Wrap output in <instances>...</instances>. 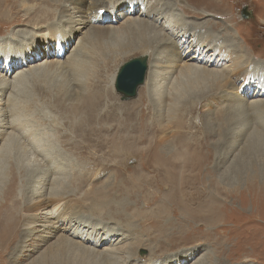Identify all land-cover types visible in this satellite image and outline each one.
Segmentation results:
<instances>
[{"label": "rangeland", "instance_id": "rangeland-1", "mask_svg": "<svg viewBox=\"0 0 264 264\" xmlns=\"http://www.w3.org/2000/svg\"><path fill=\"white\" fill-rule=\"evenodd\" d=\"M151 1L153 3L160 1L165 6L163 10L168 13L167 16L174 17V21L180 18L198 24L205 32L228 47L232 60H227L225 64L229 71H232L231 75L233 73L229 81L206 76L184 78L174 85L176 87L174 105L173 101L170 102L167 98L159 99L158 94H146L145 87L148 84L146 80V84L139 87L137 97L125 99L115 87L119 69L131 59L145 57L144 53L148 52L149 47L141 40L138 41L140 38L136 31L132 34L127 33V36L125 34L119 36L108 31L113 25L123 26V19L120 18L116 22L114 20L121 17L120 13L124 9L118 8L120 9L117 10L118 14L97 10L92 7V0L4 2L1 10L6 18L0 25V68L5 69L7 62L14 65L15 73L9 80L13 83L16 79V85L14 84L16 88L12 86L0 93L2 102L0 107L6 114V117L0 116V123L3 120H15L21 126L23 124L26 134L33 132L34 139L31 137L28 145L24 138L20 139L22 129L14 130L11 127L6 130L0 141V209L5 203V194L14 187L13 192L18 199L20 218L22 217L17 232L3 248L1 246L5 234L0 227V264H32L41 253L56 243L58 236L62 234L61 231L54 232L53 229L41 230L35 234L29 232L32 214L30 206L34 200H38L34 197L36 195L32 194L33 186L36 184L34 176L41 171L36 175L32 173H35L40 162L43 163L46 155L52 156L53 149L63 153L58 159L54 156L51 162L53 168L59 170L47 178L45 187L46 190L48 188V193L53 186L61 184V180L67 185H71L75 180L80 181L83 190L79 192L78 197L97 189L109 186L113 188L114 185L120 189L119 194L111 191L113 200L116 198L122 204L110 206L113 207L111 211L116 218L112 220L113 222L110 221L119 223L121 228H109L103 220L95 221L94 217L89 219L84 217L85 221L74 219L67 221L66 226H69L71 232L83 234L82 240L85 238L84 241H88L95 237L99 242V238L112 235V241L101 245L102 249L111 247L129 249L133 243L131 249L134 247L138 255L136 264H264V198L248 197L249 187L245 185L243 178L246 171L248 174L258 175L259 190L253 192V195L259 196L261 191L264 193V109L254 110L248 107L247 102L246 104L237 102L242 97L247 98L257 89L251 84V86L246 84L243 77L234 75L238 62L241 70L249 71L253 68L264 72V0ZM79 10L81 12L87 10L90 18L91 15L92 17L97 15L94 23L83 30L72 28V25L64 23L63 20L64 15H73L74 20L79 21ZM139 12L140 9L137 10V14ZM145 17L149 19V15ZM160 25L159 29L165 27L163 24ZM78 27L80 29L82 26ZM173 30L178 31L177 28ZM172 33L166 34L169 40L174 38ZM235 33L237 37L234 36ZM177 38L183 40L180 32ZM192 40L193 37L188 39L189 47H192ZM237 41L244 52L236 48ZM175 42L174 40L167 45H159L157 49L149 50L147 77L152 68L150 64L156 62L155 56L160 52L172 54L176 58L175 54L180 50L171 45ZM74 51L76 59L72 63L63 58V55L73 54ZM240 58H243L244 62ZM45 61L48 63H44ZM40 65H47V69L40 71ZM180 69L177 64L176 73L171 75L169 87ZM143 93L145 100L143 99L144 103L139 111L145 120H105L111 113L120 118L125 109L137 110L138 108L133 109L134 104L143 98ZM89 94L96 95V103L99 105L97 112L100 117L94 124L98 127L99 133L90 136L91 142L81 153L64 152L65 149L69 150L71 145L64 146L62 142L66 140L62 139L61 135L72 141L81 138L82 132L73 129V123L77 125L78 120L72 113L74 108L81 109V96ZM171 112L179 115L178 120H182L184 128L175 125L178 120L173 124L169 123ZM257 129L261 131L260 136L254 133ZM128 135L149 137L186 135L193 141L203 143L199 149L207 153L210 170L203 172L206 178L199 186L211 196L218 194V191L223 192L222 190L225 191L223 192L225 197L227 195V203L224 202L221 208H217L222 213L220 216H214L213 223L211 215L205 224H197L194 218L178 213L164 216L161 224L167 232H171L173 226V233L185 232L194 238L174 250L165 253L163 251L164 254L161 253L163 256L154 260L151 258L153 244L149 240H139L138 235L131 234L142 232V228L145 227L142 223L145 221L127 217L135 208L147 212L155 209V203L149 208L144 207L142 199L153 189L131 191L125 189L121 182L133 178L154 181L156 173L139 170L135 158L117 153L116 148L119 147L116 145L117 139ZM239 136H242V139L236 142ZM60 160L63 162L62 166L58 162ZM210 175L211 179L208 178ZM156 189L159 190L156 192L157 200L164 199L162 197L167 193V188L160 186ZM68 205L71 206L70 203ZM83 208L81 209L85 211L86 208ZM217 218L219 219L215 220ZM60 226L65 227L63 224ZM91 227L95 229L94 236L91 235L93 233ZM149 227L153 229L154 234L156 228L152 225ZM121 229L127 233L124 237L121 235L123 232ZM114 230H119V233L116 235ZM46 236L50 238H44ZM127 236L132 237L128 242L124 241ZM141 237L147 238L144 235ZM153 238L154 235L151 238L152 242ZM184 256H187L186 260H180Z\"/></svg>", "mask_w": 264, "mask_h": 264}, {"label": "bare ground", "instance_id": "bare-ground-1", "mask_svg": "<svg viewBox=\"0 0 264 264\" xmlns=\"http://www.w3.org/2000/svg\"><path fill=\"white\" fill-rule=\"evenodd\" d=\"M5 1L7 0H0V25L5 21L6 18V15L3 14L1 10ZM176 3L178 2L176 1ZM92 7L94 9L106 11L109 13L115 12L116 14H118V11L120 9H124V11L122 10L120 13L121 17L114 20V22H116L120 18L123 19V26L117 27L113 25L109 28L108 31L113 34H118L119 36L121 34H125V36H127V33L132 34L136 31V35H138V37L140 38L138 41L141 40L145 45H148L149 47L148 52L144 53L145 57L142 58H146L147 60H149L150 58L148 55L150 49H157L159 45H167L171 41H176L175 43L171 44L177 50H180L179 53L175 54L176 58L172 54L168 55L163 54L162 52H158L159 54L155 56L156 62L153 65L150 64V67L152 66L150 75L147 77V70V78L145 77L144 83L140 85L142 87L144 84H146V80H148V84L145 87L146 94H158L159 99L167 98L170 100V102L173 101V104L175 105L173 98L175 95L174 93L176 87H174V85L177 84V82H179L180 80L193 76H206L208 78L212 77L215 79L229 81L230 76L233 75V73L231 75L232 71H229L225 64L227 60H232V55L229 53L228 47L224 44H221L220 41L216 40L217 38H215L214 36L205 32V29L203 30V28H201L198 24H193L187 20H183L180 18L178 21H174V17L170 15L167 16L168 13L163 10L165 6H163L160 1L158 3H153L151 0H92ZM199 7L202 8L201 6ZM118 8L120 9L118 10ZM128 8H130V10ZM138 9H140L139 14H137ZM86 11L78 12L80 15L79 21L74 20L73 15H64V23L72 25V28H76L77 30H83L90 27V24L94 23L93 21L97 19V15L93 17L91 15L90 18ZM146 15H149V19L145 17ZM77 24L82 27H80L79 29V25ZM160 24H163L165 27L159 29V26H161ZM165 28H168V30ZM173 28L178 29V31H176L177 33L175 32V30H173ZM169 32H173V39L171 38L169 40V38L167 37L166 34ZM179 32L183 40H178L177 34ZM234 36L237 37V34L235 33ZM192 37L193 44L192 47H189L188 39ZM233 44H235V42ZM236 44L238 45L236 46L237 49L243 50V47L240 43H238V41ZM64 57L72 63V61L76 59L75 51L73 54L71 53L69 55H63V58ZM240 60H243L244 62L243 58H240ZM44 63H48V61H45ZM177 64H179V67H181V69L177 77L173 80L171 86L169 87L168 85H170L172 76L174 73H176ZM41 66L42 65H40V71L42 69H47V65H44L42 67ZM0 70V75L2 76H0V93H2L7 89H10L12 86L15 87L16 79H14L13 83H11L9 80V78L15 73L14 65H11L7 62L5 69L0 68ZM234 73L235 76L238 75L240 77H243L246 84H251L253 85V88L256 87L257 89L249 96H247V98L239 97L240 99H238L237 102L239 104H246L247 102L249 103L248 107L254 110L264 109V72H259L253 68H251V70L249 71L245 69L241 70L240 62H238ZM112 80L114 82L115 78L113 77ZM145 93H143L142 95L143 98L139 99L134 104L133 109L138 108L137 110L126 111L125 109V112H121L122 114L120 118L117 115L111 113L108 117L105 118V120H145L144 115H142V113L139 111L144 103ZM135 97H137V94ZM251 98H257L261 100L251 101ZM80 100L82 102L81 109H79V107L74 108L72 114L75 115L76 120H78L77 125L73 123V129L81 131L82 135L80 140L74 139L73 141L69 140V138H67L65 135H61V138H65L66 140L62 142L64 146L68 147V145H71V147H69V150L65 149L64 152L72 151L81 153L87 147L88 143L91 142L90 136L94 133L96 135L97 133H99L98 127L94 125L96 124L95 120H99L98 118L100 117L97 112V108L99 107V105H97L96 103V95L89 94L86 96H81ZM173 108H175V106ZM175 110L177 111V108H175ZM6 113L8 114V112ZM1 115L6 117V114H4L3 109L0 107V116ZM171 115L172 117L169 120V123L173 124L175 120H178L179 115L174 114V112H171ZM175 125L181 128L183 126L182 120H178ZM11 127L14 130L22 129L20 139L23 140L24 138V141H26V143L30 145L29 139H31V137L32 140L34 139L33 132H31L30 134H26V130H24L23 124L21 126L20 124L16 123L15 120H3V122L0 123V141L2 140V137L5 134L6 130ZM260 132L261 131L257 129L254 133L260 136ZM236 139L238 140L236 142H240L242 136H239ZM143 144L146 145L144 146ZM116 145L119 146L116 148V151H118L117 153L123 155L124 157H133L137 160V168L139 170L156 173L154 181L137 180L136 178H133L127 180L124 179L121 182V184L124 185L125 189L128 188L131 191H134L136 189L145 190L146 188L153 189L150 194L146 193V196H143L142 199L144 200V207L149 208L151 204L155 203V209L147 212L146 209V211H140L137 208H132L133 211L130 213V215L127 216L130 219H140L141 221H145V223H142L143 225L145 224V227L142 228V232H131V234L132 236L138 235L139 240H149L153 244V246L151 245V258L153 260L161 258L163 256L162 254H164L165 252L174 250L179 245L181 246L182 244H187V242L190 241L189 239L194 238L193 236H189V234H186L185 232L173 233V226L171 228V232H167V229L161 224L164 216L168 217L173 213H178L194 218L197 221V224H205L208 220H210V215L212 216L211 221L214 219L215 215H221L222 212L217 208H221V205L226 202L227 195L225 197L223 193L225 191L221 189L223 192L218 191V194L211 196L204 188L201 189L202 187L199 186V184L203 182L202 180L206 178V175L203 172H208L210 170L208 165L209 159L207 153L199 149L204 145L203 143L193 141L186 135H175L173 137L128 135L122 138L119 137L117 139ZM51 152L52 156L49 157L46 155L42 160L43 163L40 162V164L37 165L38 167L35 170V173H32L36 175L38 171H41L38 175L34 176V181H36V184L33 186L32 194L36 195L34 197H36L38 200H34L30 206V212L32 214L29 221L31 226L29 228V232L30 234H35L36 232H39L41 230L53 229L54 232L61 231L62 234L58 236V240L56 241V243H54L43 253H41L40 256L32 264H136L138 261H135L138 259V255L136 254V251H134V247L133 250L131 249L133 243L130 244L131 246L129 247V249H127L128 247H111L110 249H102L101 245H105L112 241V235L109 234L105 238H99V242L95 237H91L90 240L84 241L85 238L84 240H82L83 234L79 235L77 232H71V230L68 228L69 226H66L67 221L71 219L85 221V218L89 219L94 217L95 221L103 220L105 223H107L106 225H108L109 228L116 229L120 227L118 225L119 223H112V220L116 218H114L113 212L111 211L113 207L110 208V206L112 205L121 206L122 203L118 202V199L116 200L115 198V200H113L114 198H112L111 193L112 191L119 194L120 189L115 185L113 186V188H110L109 186L107 188L105 187V189L103 188L91 191L90 194L80 195V198L78 197V194H80L79 192L83 190V186L81 185L80 181L75 180L71 185H67L63 182L64 180H61V184L53 186L51 191L49 190L50 192L48 193V188L46 190L45 187L47 178H50L52 175L58 173L59 170L55 169V167L53 168V163L51 164V162L53 161L54 156L56 159H58L62 156L63 153L58 149H53V151ZM48 154L50 155V153ZM58 162L62 166V160ZM48 173H50L49 176ZM244 175L245 176L243 178H245V185L249 187L248 197L255 199L264 198V193L262 191L260 192L261 194L259 196L253 195V192L259 190L257 184L258 175H256L255 173L248 174L247 171ZM208 178L211 179V175ZM37 179H40V181H37ZM160 186L165 189L167 188L168 191L166 194H163L162 198L164 199L157 200L156 192H158L159 190H157L156 187ZM14 189L15 188L12 187L7 191L4 199L5 203L2 204L0 209V227L3 228V232L5 234V240L3 241L1 248H3V246H6L7 243L11 240L12 236L15 235V233L17 232L18 224L21 222L20 220L22 218H20L21 210L19 207L18 199H16L14 195ZM148 189L146 190L149 191ZM73 201H75V203ZM69 203L71 204V206L68 205ZM82 207H84L83 209L86 208V210L83 211L81 209ZM172 210H174V212ZM218 219L219 218L215 220ZM121 221L122 220L120 219V222ZM98 222L99 221H97V223ZM213 222L214 220L212 221V223ZM60 224L65 225V227L61 228ZM95 224L96 223H94V225ZM113 224L114 226H112ZM149 225H152L156 228L154 234H152L153 229L149 227ZM91 228L93 229V233L91 235L94 236L95 229L94 227ZM118 231L119 230H114V232H116V235L117 233H119ZM121 235H123V237L127 235V233H125V230L121 233ZM141 235H144L147 238L142 239ZM153 235L154 238L152 242L151 238ZM149 236L151 238H149ZM44 238L50 237L46 236ZM130 238L132 237L127 236L125 237L126 240L124 241L128 242ZM163 251L164 253H162ZM186 258L187 256H184V258H180V260H186Z\"/></svg>", "mask_w": 264, "mask_h": 264}, {"label": "water", "instance_id": "water-1", "mask_svg": "<svg viewBox=\"0 0 264 264\" xmlns=\"http://www.w3.org/2000/svg\"><path fill=\"white\" fill-rule=\"evenodd\" d=\"M148 60L146 58H136L125 63L119 70L115 87L125 99L136 96L137 89L145 81L148 70Z\"/></svg>", "mask_w": 264, "mask_h": 264}]
</instances>
